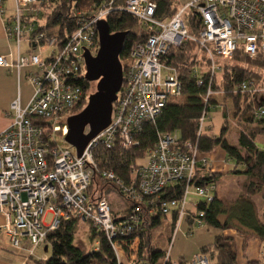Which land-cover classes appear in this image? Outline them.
<instances>
[{
  "label": "built area",
  "instance_id": "obj_1",
  "mask_svg": "<svg viewBox=\"0 0 264 264\" xmlns=\"http://www.w3.org/2000/svg\"><path fill=\"white\" fill-rule=\"evenodd\" d=\"M5 1L0 0V15L6 11ZM40 1L14 0V13L4 21L7 37L17 42L18 51L16 61L12 51L1 54L0 66L34 67L28 79L34 83L35 91L25 107L20 106L19 100L14 101L12 122L0 133V212L5 216L0 230L14 248L25 249L32 256L45 242L48 232L73 212L104 231L116 250L118 263L123 264L122 243L133 250L132 259L133 253L138 252L137 241L129 235L140 221L139 214L134 211L129 215H114L107 195L90 199L88 189L95 169L109 180L122 182L113 170L99 167L96 147L100 144L110 147L115 140L125 148L131 147L132 131L141 128L146 120L154 119L170 99L182 94L179 70L168 62L172 47L185 41L198 43L192 70L201 86L206 84L205 74H208L205 101L213 94L212 78L237 50L251 57L264 56V0H179L177 10L168 18L156 15L153 0H124L119 7L140 19L145 37L133 43L122 59L124 81L110 124L88 143L81 156L76 150L58 147L52 134L67 133V117L76 112L75 107L86 96L79 83L86 71L84 47L96 52L99 47L96 23L107 19L118 0L100 1L93 14L81 17L78 27L61 44L56 36H48L43 30L32 33L46 16L42 14ZM187 8L192 11L185 19ZM192 16L197 23L195 33L190 30ZM23 37L33 48L39 45V52L21 53ZM45 49L49 50L46 54ZM202 53L207 59L206 66L200 62ZM239 87L249 91L252 97L264 96V87L254 79L243 81ZM256 115L264 116V107L257 108ZM206 116L207 112L203 113L201 123ZM199 153L191 141H180L177 132L160 134L149 151L148 164L134 168L139 173L138 185L124 188L126 194L147 201L152 208L158 206L164 213L176 210L175 230L185 215H190L199 225L204 224L203 211L198 215L188 210L186 194L181 199L161 198L169 182L190 179L198 170L211 168L208 157ZM213 187L214 184L200 186L197 192L210 200ZM169 253L165 261L171 259ZM173 264L178 263L175 260ZM190 264H212V261L206 253L198 252Z\"/></svg>",
  "mask_w": 264,
  "mask_h": 264
},
{
  "label": "trees",
  "instance_id": "obj_2",
  "mask_svg": "<svg viewBox=\"0 0 264 264\" xmlns=\"http://www.w3.org/2000/svg\"><path fill=\"white\" fill-rule=\"evenodd\" d=\"M100 1L102 0H41L39 4L42 14L46 16L42 23L36 24L32 33L43 30L48 36H56L58 44L64 43L78 27L81 17L92 15ZM153 1L156 3V15L159 18L171 17L179 4V0ZM123 2L124 0H118L115 8L111 9L106 16L112 31H128L120 55L121 60L124 59L133 43L145 37L143 30L139 32L135 30L141 22L140 19L119 7ZM189 22L190 30L195 33L197 31L195 18L190 17ZM198 47V43L194 41H185L170 49L168 62L176 65L179 70V77L183 84L181 95L186 97L183 102L170 99L159 115L143 122L141 128L133 130L134 144L131 147H123L119 140H115L110 147L104 144L96 147L95 157L99 167L113 170L122 182L119 184L109 180L95 169L88 194L91 200L106 195V189L99 187L97 178L115 188L126 198L127 210L121 215H129L134 211L139 214L140 221L136 223L137 225L134 224L136 225L134 231L129 235V238L135 233L141 236L140 249L133 264H173L170 258L165 261L167 247L165 249L158 247L151 231L162 224L163 217L168 215L171 216L175 229L178 219L177 211L174 210L170 214L164 213L157 208L158 206L152 208L147 205V201L131 198L124 190V188L131 189L138 185L139 173L134 168L148 164L149 157L145 162H139V159L149 155V151L158 142L160 134L167 131L177 132L182 142L191 141L199 152H210L216 147H221L225 150L228 160L233 159L237 164H243L242 170H233L244 173L246 178L240 193L232 203L218 196L215 184L218 172L213 170L212 166L198 170L190 179L184 177L169 182L161 193L162 199H181L186 194L188 205V195L193 192L191 187L194 186V192L203 197L191 201L194 206H192L193 209L188 208V210L198 215L203 211L201 217L204 224L219 229V232H216L212 241L201 246L200 252L209 255L212 264H237L236 240L234 235L226 233L229 230H234L238 235L243 236L244 245L253 236L258 237L264 244V148L256 143V137L264 133V116L256 115V109L264 107V96L252 97L249 91H243L239 87L243 81L253 79L257 85L264 87V56L251 57L237 50L231 59L223 62L222 70L212 78L213 94L205 101L203 95L209 83L208 74H205L206 84L201 86L197 84L196 74L192 70ZM201 58V64L206 66L207 59L204 53ZM79 83L84 87L86 96L75 107L76 112L84 107L88 95L93 91L91 90L92 81H88L84 76ZM218 105L222 108L223 124L220 134L213 135L205 132L201 117L205 112L208 115L209 111ZM230 119L238 120L240 123L238 144L231 143L226 136ZM49 132L50 130L46 131L47 136ZM208 184H214V187L210 189L212 193L210 200L197 192V187ZM69 214L68 217L61 219L57 228L48 232L45 242L38 247L44 246L48 250L50 246L51 254L45 258L35 257L32 260L33 264H119L118 255L111 241L98 227L92 225L90 232L93 244H97L88 250L81 247L76 242L75 236L78 220H86L73 212ZM182 220H186L190 225L196 223L191 220L190 215H185ZM122 247L128 248L125 242L122 243ZM178 260L180 264L189 262L182 258ZM256 262L258 260L251 261L249 264Z\"/></svg>",
  "mask_w": 264,
  "mask_h": 264
},
{
  "label": "rangeland",
  "instance_id": "obj_3",
  "mask_svg": "<svg viewBox=\"0 0 264 264\" xmlns=\"http://www.w3.org/2000/svg\"><path fill=\"white\" fill-rule=\"evenodd\" d=\"M191 11H192L191 8L186 9L185 19H187V16L191 13ZM143 28H144L143 24L142 22H140L139 25L136 26L135 30L139 32L140 30H143ZM12 46L13 49H16V53H17V49H18L17 44H12ZM39 50H40L39 45L36 48H32L31 45L29 44L28 39L23 37V40L20 42L21 53H23L24 55H29L31 52H39ZM48 52L49 50L45 49L44 54ZM91 90L93 91L96 90V81H92ZM30 91H32L31 94L33 95L35 91V87L33 85L30 86L29 92ZM172 99L177 100L179 102H183L186 99V97L184 95H180L177 97H173ZM17 100L19 99L17 98ZM221 109H222L221 105H218L213 107L209 111L203 123L205 132H208L213 135L220 134V130L223 124ZM228 124H229V128L226 136L228 137L231 143L238 144V133L240 130V123L238 120L230 119ZM52 138L57 143L58 147H62V148L67 147L72 150H75V148L65 140V137L61 132H53ZM256 143L259 147L264 148V133L259 134L256 137ZM199 154L201 155L203 154V152H200ZM148 157L149 155L140 158L139 162L147 161ZM226 157L227 156L225 155V160L228 166L224 167L223 171H217L218 174L215 180V184H216V190L218 196L223 198L228 203H232L233 200L238 196V193H240L241 186L245 181L246 175L242 172L233 171L234 169L242 170L243 164H237L236 160L233 159L228 160V158ZM96 182H98L100 188L106 189V195L108 196L109 201L111 203L113 214L117 215L118 213L126 212L128 206V203H126V198L120 195L118 191H116V189L113 188L112 186H108L107 184H104L103 181H100L99 179L96 178ZM191 190L193 192H191L188 195V201H189L188 208L192 209L193 208L192 206L194 205L191 204V201L199 200L200 198L203 197L199 196L198 194H196V192H194L195 190L194 186L191 187ZM50 217L51 214L48 215V219ZM91 229H92V224L90 222L82 221L80 219L78 220V227H77L75 240L85 250H88L92 246H94V244H97V243L93 244V241L90 238ZM216 232H219V229L208 226L207 224L199 225L197 223H192L190 225V223H188L186 220L184 221L182 220L181 223L179 224V228L175 230L170 215H168L167 217H163L162 224H160L157 227H154L151 231L154 238L153 240L156 243V245L164 249L167 247V253L170 252L169 254L171 255V259L173 261L176 260L178 264H180L178 259L182 256V254L186 258L192 259L195 255L194 253H196L199 250L200 244L205 242H210L211 240H213ZM134 238L135 241H137L138 243L137 250L139 251L141 236L138 233H135L131 239ZM123 249H125L124 252L125 255H120L123 264H133L134 260H136L135 258L137 257V255L133 253V256L135 257L132 259L130 255H132L133 250L131 252L129 248H123ZM50 254H51L50 246L48 250H45L44 246H42L40 248H37L35 251V255H50Z\"/></svg>",
  "mask_w": 264,
  "mask_h": 264
},
{
  "label": "water",
  "instance_id": "obj_4",
  "mask_svg": "<svg viewBox=\"0 0 264 264\" xmlns=\"http://www.w3.org/2000/svg\"><path fill=\"white\" fill-rule=\"evenodd\" d=\"M96 26L98 49L93 53L88 47H84V77L88 81H96V90L88 95L84 107L69 115L66 120L68 131L64 137L75 148L78 156L110 124L114 103L124 81L120 55L128 31H112L105 18L98 20Z\"/></svg>",
  "mask_w": 264,
  "mask_h": 264
},
{
  "label": "crops",
  "instance_id": "obj_5",
  "mask_svg": "<svg viewBox=\"0 0 264 264\" xmlns=\"http://www.w3.org/2000/svg\"><path fill=\"white\" fill-rule=\"evenodd\" d=\"M5 6L6 11L3 15H0V55L9 54L12 51L14 54L13 60L16 61L17 53L16 49H13L12 44L17 43L14 39L7 37L4 25V21L9 19L14 13V0H6ZM30 70H34V67L19 68L16 64L10 68L0 66V133L9 127L12 122V104L14 101L18 98L20 106L25 107L32 98V91L29 92V88L32 85L34 86V83L28 79ZM203 155L209 158L212 169L215 171H223V168L228 166L225 160L226 152L221 147L215 148L210 152H203ZM4 222V213L0 212V227ZM226 233H230L235 237L238 252L237 264H249V262L256 260L258 262L250 264H264V244L258 237H251L247 244L244 245L243 236L238 235L234 230L226 231ZM206 243L208 242L200 244L199 250L196 253L200 252L201 246ZM44 249L46 250V247ZM47 256L33 255L32 257L25 249L19 250L14 248L6 233L0 230V264H33L32 260L35 257L45 258ZM181 258L186 259L189 261L188 264H190L191 259L186 258L183 254L179 259Z\"/></svg>",
  "mask_w": 264,
  "mask_h": 264
}]
</instances>
